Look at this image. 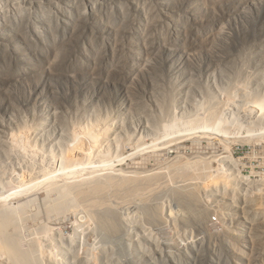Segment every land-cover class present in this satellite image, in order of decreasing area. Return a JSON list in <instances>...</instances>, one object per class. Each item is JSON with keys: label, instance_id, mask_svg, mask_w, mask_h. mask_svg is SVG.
I'll use <instances>...</instances> for the list:
<instances>
[{"label": "rangeland", "instance_id": "1", "mask_svg": "<svg viewBox=\"0 0 264 264\" xmlns=\"http://www.w3.org/2000/svg\"><path fill=\"white\" fill-rule=\"evenodd\" d=\"M263 105L264 0H0V264H264Z\"/></svg>", "mask_w": 264, "mask_h": 264}, {"label": "bare ground", "instance_id": "2", "mask_svg": "<svg viewBox=\"0 0 264 264\" xmlns=\"http://www.w3.org/2000/svg\"><path fill=\"white\" fill-rule=\"evenodd\" d=\"M261 108L264 109V105ZM101 185L102 184H92V185L89 186V189L87 191H81V192L77 193V195L104 194V193L107 192L106 190H108V187H110V185H108V184H104L105 186H101ZM130 186H135V182H130ZM106 194H108V193H106ZM8 226H9V220L8 219L5 218L4 220H0V234L7 233L6 232V230H7L6 228ZM111 227H112V229H114L115 225L114 224H110V230H111Z\"/></svg>", "mask_w": 264, "mask_h": 264}]
</instances>
